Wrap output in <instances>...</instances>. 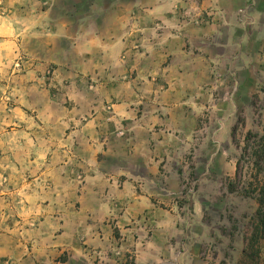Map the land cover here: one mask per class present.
Wrapping results in <instances>:
<instances>
[{"label": "rangeland", "instance_id": "374dc122", "mask_svg": "<svg viewBox=\"0 0 264 264\" xmlns=\"http://www.w3.org/2000/svg\"><path fill=\"white\" fill-rule=\"evenodd\" d=\"M263 188L264 0H0V264H239Z\"/></svg>", "mask_w": 264, "mask_h": 264}, {"label": "trees", "instance_id": "16d2710c", "mask_svg": "<svg viewBox=\"0 0 264 264\" xmlns=\"http://www.w3.org/2000/svg\"><path fill=\"white\" fill-rule=\"evenodd\" d=\"M257 224L249 239V243L243 250V260L239 264H250L259 262L261 254L260 240L264 239V188L261 197L258 199Z\"/></svg>", "mask_w": 264, "mask_h": 264}]
</instances>
